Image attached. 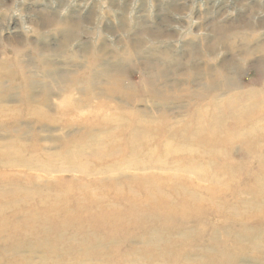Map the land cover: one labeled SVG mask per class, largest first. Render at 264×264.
I'll use <instances>...</instances> for the list:
<instances>
[{"label":"rangeland","instance_id":"374dc122","mask_svg":"<svg viewBox=\"0 0 264 264\" xmlns=\"http://www.w3.org/2000/svg\"><path fill=\"white\" fill-rule=\"evenodd\" d=\"M0 264H264V0H0Z\"/></svg>","mask_w":264,"mask_h":264},{"label":"bare ground","instance_id":"6f19581e","mask_svg":"<svg viewBox=\"0 0 264 264\" xmlns=\"http://www.w3.org/2000/svg\"><path fill=\"white\" fill-rule=\"evenodd\" d=\"M85 152H86V150H81V151L77 152L75 155L84 154ZM87 154H88V153H87ZM89 154H90V153H89ZM113 154H115V152H111V155H113ZM34 157H36V156H34ZM70 159H71V158H70ZM69 162H70V161H69ZM137 162L141 163V161H137ZM9 164H12V163L9 162ZM67 167L69 168L70 165L68 164ZM66 170H68V169H66Z\"/></svg>","mask_w":264,"mask_h":264}]
</instances>
